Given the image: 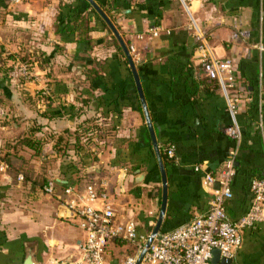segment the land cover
Returning a JSON list of instances; mask_svg holds the SVG:
<instances>
[{
    "label": "crops",
    "instance_id": "0c3cea01",
    "mask_svg": "<svg viewBox=\"0 0 264 264\" xmlns=\"http://www.w3.org/2000/svg\"><path fill=\"white\" fill-rule=\"evenodd\" d=\"M93 1L127 48L136 47L130 54L168 185L161 232L209 210L213 196L204 177L235 150L237 174L226 209L230 220L242 218L252 180L264 178V0H192L190 13L181 0ZM79 17L91 20L84 40L74 31ZM194 24L216 58L234 62L251 97L238 106L240 141L226 132L234 119L202 68ZM153 28L162 29L159 37L151 36ZM113 38L88 0H0V264L80 257L84 234L76 223L64 218L55 198L32 196L33 181L44 177L77 190L108 180L120 221L134 219L140 235L157 223L162 173L132 68ZM18 62L30 63L31 78H13ZM77 136L81 153L71 146ZM25 137L45 142L40 157L21 144ZM60 138L70 142L66 155L54 149ZM167 146L174 147L173 159ZM135 255L133 245L113 242L106 263L126 264ZM233 264H264V223L245 231Z\"/></svg>",
    "mask_w": 264,
    "mask_h": 264
},
{
    "label": "built area",
    "instance_id": "2783aa9c",
    "mask_svg": "<svg viewBox=\"0 0 264 264\" xmlns=\"http://www.w3.org/2000/svg\"><path fill=\"white\" fill-rule=\"evenodd\" d=\"M5 1L8 4L20 3V0ZM181 2L190 13L192 0ZM194 26L196 36L200 39L197 53L203 70L210 79L218 82L234 119V125L227 128L226 132L234 140L240 141L241 131L236 123L238 106L243 100L251 101V97L247 87L238 78L234 62L231 59L216 58L196 24ZM161 31V28H153L150 34L154 38L159 37ZM137 38L142 40L144 35H138ZM128 50L135 53L136 47L131 44ZM11 74L16 79H29L33 72L26 63L18 62ZM4 114L5 111L0 109V115ZM165 152L169 158L175 157L173 146L166 148ZM237 154V150L233 151L218 172L205 175L206 191L213 196L209 210L173 231L160 232L147 249L142 264H214L215 250L220 251L221 258L235 259L242 247L245 231L264 223V178L252 180V200L246 214L237 221L230 220L227 215L226 205L233 195L232 184L237 174ZM201 169L202 166L195 168L196 171ZM19 180L24 181L25 178L21 175ZM61 186L63 189L59 192ZM44 192L59 202L64 218L75 222L84 234L80 257L71 262L55 264H107V249L113 242L133 245L136 255L129 257L126 264L137 263L153 230L140 235L138 223L134 219H118L108 180L90 183L83 190H77L52 179L44 187ZM150 224L154 229L156 223Z\"/></svg>",
    "mask_w": 264,
    "mask_h": 264
},
{
    "label": "water",
    "instance_id": "95a60500",
    "mask_svg": "<svg viewBox=\"0 0 264 264\" xmlns=\"http://www.w3.org/2000/svg\"><path fill=\"white\" fill-rule=\"evenodd\" d=\"M92 6L97 10V12L104 18V20L107 22V24L109 25V27L111 28V30L113 31V33L115 34V36L117 37V39L119 40L124 52L126 53V56L129 60L130 66L132 68L135 80H136V84H137V88H138V92H139V96H140V100H141V104L143 107V111L145 114V118H146V123L147 126L149 128V132L152 136L153 142H154V147L157 153V157H158V162H159V166L161 169V173H162V184H163V194H162V204H161V211H160V216L159 219L153 229V232L150 236V239L146 245V249L142 252V254L140 255L138 261L136 264H142L143 262V258L146 254L147 249L150 247V245L152 244V242L154 241L155 237L161 232V227H162V222L164 219V215H165V211H166V207H167V201H168V185H167V179H166V173L164 170V166L162 163V158H161V154L159 152V148H158V144L156 142V138H155V133H154V129H153V125H152V121L147 109V104H146V100L144 97V93L142 90V86L140 83V80L138 78L131 54L126 46V44L124 43L123 39L121 38L120 34L118 33L117 29L115 28V26L113 25V23L108 19V17L102 12V10L95 4V2L93 0H88ZM214 257H213V263L214 264H233V260L230 259H226V258H221L220 257V251L219 250H215L213 253ZM30 259H28V263H29Z\"/></svg>",
    "mask_w": 264,
    "mask_h": 264
},
{
    "label": "trees",
    "instance_id": "16d2710c",
    "mask_svg": "<svg viewBox=\"0 0 264 264\" xmlns=\"http://www.w3.org/2000/svg\"><path fill=\"white\" fill-rule=\"evenodd\" d=\"M90 21H91L90 18H85V17H79L76 19L75 24H74V31L79 32V34L81 35L80 39L81 38L83 40L85 39L84 36L86 35V33H88ZM113 39L115 40V43L118 45L117 39L115 38ZM120 51H124L123 48ZM26 64L30 65V63L28 62H26ZM91 73L96 75V72L93 70H91ZM210 80L217 82L216 80H213V79H210ZM21 144L25 146L26 148L34 151L33 156L35 157H40L42 155V152L45 146V142L43 140H38L37 138H32V137L23 138V140L21 141ZM71 146L75 149L77 153H81L83 150H85L84 147L81 145L80 136H77V138L75 139V143L72 144ZM71 146L68 140H66L65 138H60L57 144L55 145L54 149L58 154L66 155L67 151L70 150ZM168 147L169 146H167L166 148ZM50 180L51 179L44 177L42 180L33 181L32 190H31L32 196L36 197L37 199L40 198V196L42 195L45 196L46 194L44 192V187L48 184Z\"/></svg>",
    "mask_w": 264,
    "mask_h": 264
},
{
    "label": "rangeland",
    "instance_id": "374dc122",
    "mask_svg": "<svg viewBox=\"0 0 264 264\" xmlns=\"http://www.w3.org/2000/svg\"><path fill=\"white\" fill-rule=\"evenodd\" d=\"M27 65H28V64H27ZM28 67H29V69H32V67H31L30 65H28ZM12 70H13V69H12ZM12 70H11V71H12ZM29 169H30V170H28V171H31L32 167H30Z\"/></svg>",
    "mask_w": 264,
    "mask_h": 264
}]
</instances>
